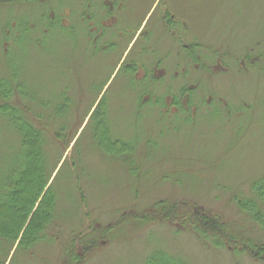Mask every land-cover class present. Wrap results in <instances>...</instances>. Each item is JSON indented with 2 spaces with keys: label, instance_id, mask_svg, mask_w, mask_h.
Masks as SVG:
<instances>
[{
  "label": "rangeland",
  "instance_id": "obj_1",
  "mask_svg": "<svg viewBox=\"0 0 264 264\" xmlns=\"http://www.w3.org/2000/svg\"><path fill=\"white\" fill-rule=\"evenodd\" d=\"M126 2L125 10L113 11L117 21L108 27L115 50L98 55L87 40L95 33L83 29L80 18L88 3L87 13H99L88 22L105 14L92 0L0 3V77L10 75L14 65L16 82L48 101L46 117L37 112L44 118L37 128L52 122L51 129H44L45 168L57 198L51 231L32 249L13 247L6 259L0 250V260L141 264L153 249H164L188 264H264L240 250L206 247L189 229L164 219L166 210L159 217L149 212L157 200H186L221 215L245 236L258 234L234 201L249 197L253 183L264 178V0H162L155 11V0ZM162 6L182 27L176 39L161 22ZM146 22L151 31L139 38L134 52L149 46L156 52L141 56L167 53L168 65L183 77L182 91L163 96L161 86H151L149 96V91L133 95L124 83L128 74H119L106 82L104 98L92 92L90 82L99 87L107 80L108 65L129 40L117 36V30ZM100 98L108 99L106 113L112 110L103 141L117 136L133 141L116 149L118 156L125 150L124 159L104 154L101 148L110 147L102 138L94 141V123L104 106L92 110ZM140 99L148 103L135 113ZM165 103L173 107L165 110ZM170 117L180 122L172 124L176 119ZM8 128L0 117L2 167L10 156Z\"/></svg>",
  "mask_w": 264,
  "mask_h": 264
},
{
  "label": "trees",
  "instance_id": "obj_2",
  "mask_svg": "<svg viewBox=\"0 0 264 264\" xmlns=\"http://www.w3.org/2000/svg\"><path fill=\"white\" fill-rule=\"evenodd\" d=\"M23 1L42 0H0V3L11 4ZM54 24L56 23L52 21L50 26ZM14 67V65L10 67V75L0 77V117L7 121L10 133L7 142V152L10 156L6 165L0 166V250L4 259L8 258L13 247L15 251L32 249L42 237L46 236L45 232L51 231L49 226L55 221L57 205L51 184L41 196L50 179V174L45 168L44 131L51 129L52 122L41 128H37V124H44V118L39 115L46 117L43 108L48 101L39 100L34 93L27 91L23 84L16 82L15 77L18 73ZM133 95L139 94L135 92ZM141 100L137 103V109L144 108L148 103V101L142 103ZM38 105L40 109L42 108L40 112L37 111ZM137 109L135 113L140 112V109ZM92 115L95 119L96 113ZM98 121H101V116H98ZM98 121L94 123L95 143H100L101 138L102 141L105 139L104 129ZM92 122L93 120L90 123ZM59 131L56 136H59ZM108 146L110 147V144ZM121 155L118 158L124 159ZM125 162L129 163L127 160ZM234 203L240 214L245 215L257 228L258 234L255 237L245 236L231 227V223L221 215L211 210L200 209L186 200H157L152 204L149 212L159 217L160 211L166 210L168 218L164 217V219L173 225L189 229L206 247H229L234 251L246 252L252 259L264 262V178L253 183L249 197L236 198ZM187 207H189L188 211ZM162 213L164 214L165 211ZM30 215L31 219L28 221ZM5 243L6 250L1 249L2 244ZM68 250L67 248L66 251ZM3 263L4 260H0V264ZM141 264L188 263L180 256L164 249H153Z\"/></svg>",
  "mask_w": 264,
  "mask_h": 264
},
{
  "label": "flooded vegetation",
  "instance_id": "obj_3",
  "mask_svg": "<svg viewBox=\"0 0 264 264\" xmlns=\"http://www.w3.org/2000/svg\"><path fill=\"white\" fill-rule=\"evenodd\" d=\"M94 5H98L100 9H105V14H103L101 16V18H98V21H92V22H88L90 19H92L94 16H98L97 13H91L88 12L87 13V6H90L91 3L85 4V8L84 11L82 13V15L80 16V18L83 20L84 22V27L83 29H85L86 31H88L90 34L91 32H94L95 34L92 35L91 34V38L87 39L92 48L94 50H97L96 52H92L95 55H98L99 53H109L112 52L113 50H115L114 48L116 47V44L111 36V33L108 31V27L112 26L113 23H116L117 21V16L114 15L113 11H122L123 9L125 10L126 7L128 6L126 0H92ZM154 0H152L153 2ZM156 4L154 3V7H153V11L156 10V5H160L162 0H155ZM86 2H88V0H86ZM151 2V3H152ZM119 6V8H118ZM161 11V14L159 15L160 19L162 20V24L163 26L166 27L167 31L169 32V34L172 37H175L174 39L178 38L179 36L176 34V30L182 29V27H178L177 23L175 22V18L176 16L173 15L171 13V11L169 10V8H163V6L161 8H159ZM67 15L69 16V20H70V12H67ZM147 22L150 19V17H147ZM145 21V20H144ZM143 21V22H144ZM147 22L146 24L142 25L140 24L139 26H137L136 28H132L131 25L128 24H124L120 27V29L117 30V36H123L126 35L127 38H129V40L126 41V43L122 44V46L120 48H122L121 50V54L120 56L117 58L116 61H113V64L110 63L108 65L109 68V76L107 77V80L101 83V85L99 87H97V85L95 86V84H92V81L90 82V86L94 88V91L92 92H101V94L103 96H101L102 98H104V95L106 93V91L108 90V88H106V82L109 79H115L119 74H128V78L126 80H124V83H126L127 87H129V92L131 94H134L135 92L138 94H145V91H149L148 96L150 95L152 89L151 86L153 87V89L155 87L161 86L160 90H163L162 95L166 96L169 95L171 92L174 91H182V84L179 87V82L182 80V76H180V72L174 71L172 70V68L168 65V61L167 58L168 56H166L167 53H164L165 55H159L158 57L155 56L153 58H150L148 56H141V54H146L147 53H151L152 51H155V49H152L149 46L144 47L143 49H139L137 51L134 52V48L136 46V43L138 42L139 38L141 40H143L145 38V35L148 34L151 30L147 28ZM68 24L72 25L71 22H68ZM95 24H98L100 26V28H94ZM184 24V23H183ZM182 25V24H180ZM101 28L103 29V33L101 34ZM70 30H72L69 27ZM100 29V30H99ZM99 30V31H98ZM101 34V35H100ZM100 36V37H99ZM181 36V34H180ZM99 37V38H98ZM182 37V36H181ZM89 38V37H88ZM172 39V38H171ZM182 41L180 40V43ZM181 45H184L183 43H181ZM185 46V45H184ZM119 48V49H120ZM156 52V51H155ZM176 57H177V64L179 63V51H176ZM150 58V59H149ZM219 67V64H218ZM182 70V68H181ZM166 81H168V83H166ZM155 83V85H154ZM92 84V85H91ZM163 84L165 86H163ZM168 85V86H167ZM178 85V86H177ZM95 86V87H94ZM173 87H176L175 89H173ZM90 91V90H89ZM99 92V93H100ZM172 94V93H171ZM170 97H168L169 99ZM184 99L183 97H181L180 102L181 105L184 107ZM166 102V101H165ZM108 99L105 98L104 102L100 100L98 101V103L95 106L94 111L100 106H104V108H102L100 110V116H101V121H99L100 126L104 129L103 134L108 133L109 135V129H108V120H109V116L111 117L112 115V110L108 111V113H106V108L108 107ZM165 106V107H164ZM162 108H164L165 110L169 109V107H173V105L171 103H165ZM169 106V107H168ZM176 115V113H174V116ZM92 116V114H91ZM90 116V117H91ZM176 117V116H175ZM172 119H176L174 117H170ZM190 118H193V116H190ZM191 120V119H190ZM188 119H184V123H188V122H192V120L190 121ZM172 124L176 123V122H180V120H175V122L171 121ZM111 124V122H110ZM176 128V126H174ZM117 136V135H115ZM130 142V143H129ZM106 145L110 144V148L109 150L106 148H101L102 152L104 154H108L110 157H112L113 159L116 157H119L116 154V151L118 152L119 148L124 149V146H127V148L130 146V144H133V141L129 140V139H123L119 136H117L113 141L109 140V141H105L104 142ZM99 144V143H98ZM125 150L121 151L123 153L120 152V154H122L121 156H124Z\"/></svg>",
  "mask_w": 264,
  "mask_h": 264
},
{
  "label": "bare ground",
  "instance_id": "obj_4",
  "mask_svg": "<svg viewBox=\"0 0 264 264\" xmlns=\"http://www.w3.org/2000/svg\"><path fill=\"white\" fill-rule=\"evenodd\" d=\"M45 191V190H44Z\"/></svg>",
  "mask_w": 264,
  "mask_h": 264
}]
</instances>
